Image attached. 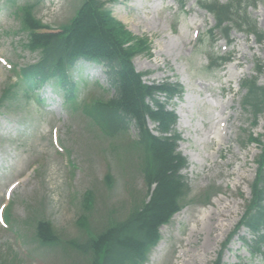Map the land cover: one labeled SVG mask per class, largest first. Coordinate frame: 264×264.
<instances>
[{
    "label": "rangeland",
    "instance_id": "1",
    "mask_svg": "<svg viewBox=\"0 0 264 264\" xmlns=\"http://www.w3.org/2000/svg\"><path fill=\"white\" fill-rule=\"evenodd\" d=\"M103 1L134 35L150 39L151 54L133 60L137 71L149 72L145 80H169L185 87L183 97L169 107L179 118L178 150L188 160L182 172L191 189L190 202L161 228L163 238L147 264H214L252 196L261 150L250 138L264 134V114L255 118L244 106L241 82L256 75L258 63L264 65V41L233 27L229 42L218 37L212 48L210 41L205 43L209 47L201 46L216 22L198 0ZM26 3L35 4V15L45 25L58 29L75 15L82 0H0V97L17 81L13 65L24 66L39 57L24 46L28 34L16 7ZM248 12L264 31V4ZM208 53L230 56L231 61L209 74ZM73 77L81 106L114 93L102 65L80 61ZM259 83L264 85V73ZM38 95L44 104L37 102ZM134 135L131 131L129 136ZM140 155L127 136L101 135L81 107L66 105L57 86L46 85L30 98L18 90L0 110V264H86L71 248L64 252L36 241L35 223L50 220L67 240L88 238L106 227L108 219H122L147 199ZM109 173L114 177L111 187L105 181ZM88 190L94 191L96 201L87 212L90 230H84L77 220L86 212L83 196ZM2 208L5 214L11 208L14 229L2 221ZM250 236L242 229L224 251L222 264H235L239 257L264 264V257L249 258L242 238Z\"/></svg>",
    "mask_w": 264,
    "mask_h": 264
},
{
    "label": "trees",
    "instance_id": "2",
    "mask_svg": "<svg viewBox=\"0 0 264 264\" xmlns=\"http://www.w3.org/2000/svg\"><path fill=\"white\" fill-rule=\"evenodd\" d=\"M259 3L264 4V0H228L226 3L198 0L199 6L215 17V31L229 38L232 28L238 27L247 34H253L261 43L264 31L248 12L249 7H256ZM18 12L22 17V29L28 34L24 46L31 52H37L39 57L34 62L14 68L18 81L4 89L0 109L18 93L17 88H23L26 97H30L31 91L50 82L64 91L67 103L77 105V83L71 80V71L80 60L103 64L114 93L106 100L98 98L91 101L82 110L104 137L117 139L127 136L131 148L141 154L138 166L147 188L146 200L135 204L122 219H108L106 227L104 225L88 238L63 240L50 220L39 219L35 223L34 239L41 245L61 247L64 252L71 248L86 258V264H146L151 251L162 239L161 227L169 224L173 216L190 202L187 198L191 189L182 173L188 166V160L178 150L182 140L177 130L178 115L169 108L174 98L182 97L184 86L169 80L145 82L144 77L149 72H138L133 60L137 55L151 54L150 39L128 30L107 7V1L82 0L75 15L58 29H52L37 18L35 4L18 7ZM215 34L211 29L212 38ZM206 42L202 39L200 45ZM208 58L209 73L230 60V57L214 53H208ZM255 72L256 75L242 81L241 87L245 90L244 106L251 108L258 118L264 114V85L259 83L264 65L258 63ZM149 121L154 123L157 134L150 129ZM132 129H135L134 137H130ZM250 140L259 146L261 152L256 158L252 196L246 200L237 227H246L252 235L243 239L247 250L253 256H264V134L259 137L252 135ZM105 181L111 187L114 183L112 174H107ZM95 201L94 191H86L83 196L86 212L77 220L84 230H90L87 212L94 207ZM6 220L11 228L16 225L11 208L7 209Z\"/></svg>",
    "mask_w": 264,
    "mask_h": 264
},
{
    "label": "bare ground",
    "instance_id": "3",
    "mask_svg": "<svg viewBox=\"0 0 264 264\" xmlns=\"http://www.w3.org/2000/svg\"><path fill=\"white\" fill-rule=\"evenodd\" d=\"M226 74H228V73H226ZM232 75H233V73H232ZM231 75V76H232ZM226 209H228V211L227 212H230L231 211V209H230V206L229 205H227L226 206ZM225 212H226V210H224ZM217 223H219V221L217 222ZM210 224H211V228H212V225L214 224V223H212V222H210ZM205 226H206V224H205ZM218 226V225H217Z\"/></svg>",
    "mask_w": 264,
    "mask_h": 264
}]
</instances>
